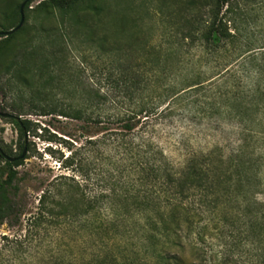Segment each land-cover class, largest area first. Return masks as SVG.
<instances>
[{"label":"rangeland","instance_id":"obj_1","mask_svg":"<svg viewBox=\"0 0 264 264\" xmlns=\"http://www.w3.org/2000/svg\"><path fill=\"white\" fill-rule=\"evenodd\" d=\"M40 1L33 0L28 9L23 8L22 26L0 51V111L17 116L9 106L10 71L6 68L19 50H29L39 65L42 59L50 58L48 53L52 51L62 56L61 69L52 66L49 71L60 73L69 84L48 88L44 103L58 108L80 107L84 112L82 120L38 115L35 110L24 116L39 126L26 134L27 157L15 168L17 179L8 194L9 208L0 217V264H93L92 259L104 255L123 260L143 252L138 245L140 227L153 214L152 204L159 202L161 206V201H138L141 205L137 208L131 203L125 212L121 210L125 201H90L92 208L87 213L75 206L68 214H58L57 208L50 211L53 201H46V209H39L38 203L40 194L53 188L60 175L76 176L91 196L103 189L110 166L104 158L108 150L102 141L107 131L116 128L112 119L102 118V106L96 100H79L72 94L82 89L115 93L110 76L118 78L116 61H121L124 68L128 65L137 70L146 80L163 78L161 83L148 86L146 93L203 81L200 87L168 100L160 114L148 117L146 128H137L131 136H147L175 169L182 168L188 156L213 149L227 158L245 139L248 154L258 159L259 165L255 184L250 187L254 191L251 199L264 203V124L254 122L255 112L248 103L254 95L252 75L241 69L229 47L213 49L198 39L179 40L170 25L177 24L185 13L187 0H104L106 8L118 18L107 16V10L98 18L81 13L77 27L61 25L57 14L35 9ZM21 2L4 0L0 11L8 12ZM158 3L164 5L163 12L157 10ZM201 3L205 5L203 0ZM202 7L204 11L210 5ZM244 12L246 18L236 24L245 35L252 36L256 45L264 43V0L247 6ZM99 37L105 38L102 46L97 43ZM149 46L158 50L159 64L151 62V55L146 53ZM16 85L15 90L30 94L39 82L32 87ZM153 103L157 105V99ZM237 109L244 111V125L234 117ZM22 141L17 125L0 116V148L14 155L20 151ZM70 152L75 160L66 167L65 158ZM196 217L206 220L212 215L203 212ZM113 221L120 223L118 228L111 227Z\"/></svg>","mask_w":264,"mask_h":264},{"label":"trees","instance_id":"obj_2","mask_svg":"<svg viewBox=\"0 0 264 264\" xmlns=\"http://www.w3.org/2000/svg\"><path fill=\"white\" fill-rule=\"evenodd\" d=\"M3 1L0 0V7ZM32 1L28 0L24 9H28ZM83 1L87 3L82 5ZM203 1L205 5H210L204 11L202 0H187L184 3L185 13L177 24L171 22L170 26L180 41L198 39L213 49L229 47L241 69L252 75L254 95L248 103L255 112L254 122L264 124V43L256 45L252 36L245 35L244 29L236 24V21L246 18L244 9L259 0ZM21 3L8 12L0 11L3 16L0 31H8L18 24ZM156 8L163 12L164 5L158 3ZM35 9L57 14L61 25L67 23L73 27L80 26L81 13H90L93 18H98L107 10V16L118 18L116 13L106 8L104 0H41ZM19 29L0 36V51ZM57 38H61V34ZM104 41L102 37L97 39L99 46ZM109 49L114 51L118 47ZM146 53L151 55L152 63H160L155 47L149 46ZM48 54L50 58L42 59L39 65L32 51L19 50L6 68V72L10 71V109L17 116H23L20 123L12 117L8 119L17 125L23 141L20 151L14 155L1 148L0 160L4 165L0 166V217L9 208L8 194L17 179L15 168L27 157L9 161L4 155L17 157L24 145L22 128L29 134L39 126L24 116L35 110L38 115L57 114L74 120L83 118L84 111L80 107L58 108L44 103L43 96L48 95V88L69 84L60 73L49 71L52 66L61 69L62 56H57L56 51ZM115 67L118 78L110 76L115 93L100 94L82 89L72 94L79 100H96L102 106V118L112 119L116 128V131H107L102 141L105 150H108L104 158L110 166L103 189L91 196L76 176L60 175L53 188L40 194L39 209H46V201H53L54 207L50 211L57 208L58 214H68L75 206L80 207L82 213H87L92 208L90 201H125L121 209L125 212L131 203L137 208L141 205L138 201H161V206L159 202L152 204L153 214L148 215L140 227L142 236L138 238V245L143 250L137 251L140 256L120 260L104 255L92 259L93 264H264V203L251 199L254 191L250 188L255 184L259 165L258 159L248 154L245 139L238 151L227 158L213 149L188 156L184 166L175 169L163 151L147 136L142 133L131 136L137 128H146L148 117L160 114L168 106V100L200 87L203 81H192L179 89L170 86L163 92L146 93L148 86L161 83L163 78L146 80L128 65L124 68L121 61H116ZM34 82H39V85L31 88L30 94L14 88L16 83L32 87ZM155 99L157 105L153 103ZM165 103L167 105L161 108ZM243 112L237 109L234 117L244 125ZM74 160V154L70 152L65 158L66 167L73 165ZM203 212L212 217L197 219L196 216ZM119 224L113 221L111 227L116 229Z\"/></svg>","mask_w":264,"mask_h":264},{"label":"water","instance_id":"obj_3","mask_svg":"<svg viewBox=\"0 0 264 264\" xmlns=\"http://www.w3.org/2000/svg\"><path fill=\"white\" fill-rule=\"evenodd\" d=\"M27 1H28V0H24V1L21 3L20 7H19L20 19H19L18 24H17L15 27H13L12 29L8 30V31H0V36H6L7 34L16 31L17 29H19V28L22 26V24H23V20H24L23 8H24V5H25V3H26ZM0 116H1V117H5V118L12 117V118H14V119H15L17 122H19V123H20V121H21V117H19V116H15V115H12V114L7 113V112H1V111H0ZM22 132H23V135H24V145H23L22 151H21V153H20L17 157H8V156L4 155V157H5L6 159H8L9 161H14V160H16V159L23 158V157L25 156V154H26L27 135H26V133H25V131H24L23 128H22ZM0 153H2L1 148H0Z\"/></svg>","mask_w":264,"mask_h":264}]
</instances>
